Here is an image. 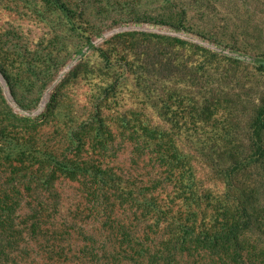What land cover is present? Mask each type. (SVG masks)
Masks as SVG:
<instances>
[{"label":"rangeland","instance_id":"1","mask_svg":"<svg viewBox=\"0 0 264 264\" xmlns=\"http://www.w3.org/2000/svg\"><path fill=\"white\" fill-rule=\"evenodd\" d=\"M58 1L65 11L0 0V147L1 132L59 145L94 116L120 130L122 114L179 143L247 144L264 103V0ZM13 158L0 150V185Z\"/></svg>","mask_w":264,"mask_h":264},{"label":"trees","instance_id":"2","mask_svg":"<svg viewBox=\"0 0 264 264\" xmlns=\"http://www.w3.org/2000/svg\"><path fill=\"white\" fill-rule=\"evenodd\" d=\"M139 116H94L59 145L1 132L0 264H264V103L247 144L179 143Z\"/></svg>","mask_w":264,"mask_h":264},{"label":"water","instance_id":"3","mask_svg":"<svg viewBox=\"0 0 264 264\" xmlns=\"http://www.w3.org/2000/svg\"><path fill=\"white\" fill-rule=\"evenodd\" d=\"M264 65V61L261 62Z\"/></svg>","mask_w":264,"mask_h":264}]
</instances>
